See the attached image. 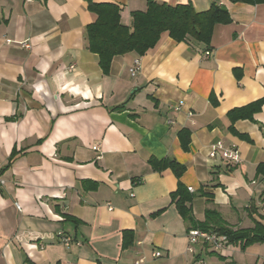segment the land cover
<instances>
[{"label":"crops","instance_id":"1","mask_svg":"<svg viewBox=\"0 0 264 264\" xmlns=\"http://www.w3.org/2000/svg\"><path fill=\"white\" fill-rule=\"evenodd\" d=\"M155 1L215 3L230 21L209 45L164 34L104 75L87 49L88 3L116 4L131 28L147 0H0V264H264L261 243L214 252L199 240L189 252L192 229L170 198L178 179L149 162L184 167L196 222L211 210L233 230L264 224V105L253 121L228 114L264 99V2ZM218 141L236 146L239 165L208 158Z\"/></svg>","mask_w":264,"mask_h":264},{"label":"trees","instance_id":"2","mask_svg":"<svg viewBox=\"0 0 264 264\" xmlns=\"http://www.w3.org/2000/svg\"><path fill=\"white\" fill-rule=\"evenodd\" d=\"M230 3H242L257 5L264 0H228ZM89 11L96 15L93 23L86 26L85 38L87 49L97 55L98 65L101 72L106 75L109 72L111 61L115 56L135 53L137 56L153 50L165 34L175 42L194 41L209 45L212 29L215 24L228 23L230 21L228 11L223 7L211 4L205 12H197L190 4H180L169 6L158 3L155 0H147L146 10L133 12L131 14V28L125 27L120 23V10L114 3H88ZM264 105V99L231 110L228 114L231 123L242 120L253 121V115ZM125 106H118L115 110L123 109ZM233 134L238 135L231 128ZM181 133V138H183ZM187 140H182L183 147L186 148ZM14 159V154L9 159L8 165ZM150 165L154 171L160 172L169 169L178 179V186L174 193L170 195L177 211H179L183 221L188 224L190 229H197L201 232H210L225 236L228 244L239 245L244 249L252 244H264V224L260 221L255 222L251 229L233 230L226 226L218 213L207 210L205 219L202 223L195 221L192 215L191 202L193 195L179 182L184 173V167L177 161L165 159L157 161L150 159ZM260 167V166H259ZM260 167L258 170H261ZM264 196V189L261 193ZM264 201V198H263ZM249 213L254 211L251 204ZM253 210V211H252Z\"/></svg>","mask_w":264,"mask_h":264},{"label":"built area","instance_id":"3","mask_svg":"<svg viewBox=\"0 0 264 264\" xmlns=\"http://www.w3.org/2000/svg\"><path fill=\"white\" fill-rule=\"evenodd\" d=\"M31 1V0H29ZM20 46L24 48H29V45L25 42L20 43ZM207 55V53H205ZM140 63L138 59L133 61V65L129 68L128 73L130 76H135L137 72L139 71ZM183 106V102H179L178 104L174 105L172 108L175 111H178ZM187 115L189 117H192V113L188 112ZM96 151H98V147L94 148ZM209 159L214 158H220L222 160H225L231 164L239 165L241 163V157L240 154H238V150L236 146L231 145L230 147H225L222 142L218 141L211 145L209 147V150L207 152ZM19 209V207H17ZM59 241L63 243V245L66 248H69V246L72 244L71 238L69 236L67 237L64 233L60 232L58 234ZM187 238L189 240V246L187 250L189 252L192 251L191 246L198 242L199 240H202L207 244L211 250L214 252L222 251L228 246V240L225 236H222L220 234L216 233H210V232H201L197 229H192L187 233ZM77 245H80L79 243H76ZM154 257H160V253L155 252L153 254Z\"/></svg>","mask_w":264,"mask_h":264}]
</instances>
